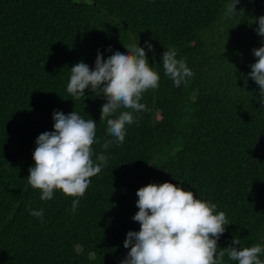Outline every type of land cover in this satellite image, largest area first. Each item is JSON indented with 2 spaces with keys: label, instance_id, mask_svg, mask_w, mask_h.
<instances>
[{
  "label": "trees",
  "instance_id": "1",
  "mask_svg": "<svg viewBox=\"0 0 264 264\" xmlns=\"http://www.w3.org/2000/svg\"><path fill=\"white\" fill-rule=\"evenodd\" d=\"M228 2L0 0V264H119L127 232L140 228L132 220L137 189L165 181L226 213L221 248L233 237L264 245V108L247 77L264 39L253 22L264 0H240L244 15L225 18ZM129 39L154 45L147 55L159 87L143 93L147 111L133 113L125 140L104 148L107 97L91 89L72 97L69 69L80 60L94 66L98 49L107 56ZM169 48L194 73L179 87L164 74ZM53 110L94 117L93 156H109L75 209L74 195L56 189L41 200L27 180L37 136L53 130ZM29 206L44 209L43 222ZM223 264L238 262L225 255Z\"/></svg>",
  "mask_w": 264,
  "mask_h": 264
},
{
  "label": "clouds",
  "instance_id": "2",
  "mask_svg": "<svg viewBox=\"0 0 264 264\" xmlns=\"http://www.w3.org/2000/svg\"><path fill=\"white\" fill-rule=\"evenodd\" d=\"M238 4L240 0H229L225 18L244 15L243 9L237 10ZM253 22L258 25L257 34L264 38V15L255 17ZM122 43L123 49L116 47L107 56L103 49H98L94 66L83 60L75 63L69 69L66 86L67 93L76 99L85 96V89L107 97L101 114L107 117L111 138L104 139V148L125 140L126 125L135 119L133 113L147 111L140 102L143 93L159 87V72L156 64L150 66L147 55V51L155 52L151 41H144L145 46L132 39ZM107 47L112 49L113 45ZM252 54L257 59L249 65L247 77L258 85V101L260 108H264V39L260 47L252 49ZM161 60L164 74L174 87L194 75L186 61L177 58L175 49H165ZM52 120L53 130L42 132L35 140L34 164L28 169L27 180L41 190V200H51L56 189L74 195L75 209L109 156L103 151L93 156V143L98 139V122L94 117L75 110L68 114L53 110ZM136 196L138 211L132 220L139 222L140 228L127 232L123 243L128 251L119 264H223L225 255L238 264H264L262 244L244 247L233 237L228 247L219 246L221 235L231 223L224 211L217 210L216 203L199 198L191 189L168 181L152 182L138 188ZM28 211L43 222V208L29 206Z\"/></svg>",
  "mask_w": 264,
  "mask_h": 264
}]
</instances>
